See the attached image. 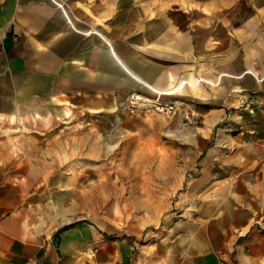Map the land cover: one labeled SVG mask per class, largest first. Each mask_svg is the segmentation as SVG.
I'll return each instance as SVG.
<instances>
[{"label":"crops","instance_id":"crops-1","mask_svg":"<svg viewBox=\"0 0 264 264\" xmlns=\"http://www.w3.org/2000/svg\"><path fill=\"white\" fill-rule=\"evenodd\" d=\"M125 137L164 147L177 165L150 185L182 204L153 227L109 198L77 220L91 144ZM263 164L264 0H0V264H264V221L229 202Z\"/></svg>","mask_w":264,"mask_h":264},{"label":"rangeland","instance_id":"rangeland-1","mask_svg":"<svg viewBox=\"0 0 264 264\" xmlns=\"http://www.w3.org/2000/svg\"><path fill=\"white\" fill-rule=\"evenodd\" d=\"M143 108H152V106H142ZM196 114L184 115V130L192 131L197 124ZM19 129V128H18ZM225 129V128H224ZM227 133L229 129L221 130ZM228 134V133H227ZM9 136V135H6ZM8 138V137H7ZM21 141L10 138L9 142ZM131 139L125 137L122 149L124 152L116 155L110 152L108 148L101 144L100 140L94 141L92 146V181L91 185L78 186L76 201V219L89 217L94 212L97 214L101 210V198L112 200L109 205H113L114 215L119 220L131 219L137 217L143 224H150L152 227L159 224L160 218L165 217L171 212L175 204L166 200H179L178 196L181 188L177 186L163 187L150 185V180L168 178L166 170H155V165L164 167L175 165L164 147L150 146L146 140H140L139 144L129 147ZM226 147L228 139L224 140ZM112 149V146H108ZM222 168L221 178H229L234 170L228 163V157L221 160ZM177 165V164H176ZM230 166V168H229ZM159 168V167H158ZM228 168V169H227ZM83 175V170H77V176ZM244 186L239 184L230 187L229 202L236 204L253 215V221H264V164L253 169L245 168L240 176ZM180 178V176H179ZM108 180V181H107ZM108 182V186H100L101 182ZM138 186H134V184ZM93 197V202L90 201ZM86 198L88 201H85ZM187 200V199H186ZM192 202L195 200L192 199ZM193 205V204H192ZM126 217V218H123Z\"/></svg>","mask_w":264,"mask_h":264},{"label":"built area","instance_id":"built-area-1","mask_svg":"<svg viewBox=\"0 0 264 264\" xmlns=\"http://www.w3.org/2000/svg\"><path fill=\"white\" fill-rule=\"evenodd\" d=\"M128 103L133 109H138L142 106L151 105L154 110L168 115L175 113L179 109V107L174 103H166L164 100H162L161 96L152 99V102L149 103L145 102L142 99H137L135 94H131L130 98L128 99Z\"/></svg>","mask_w":264,"mask_h":264},{"label":"bare ground","instance_id":"bare-ground-1","mask_svg":"<svg viewBox=\"0 0 264 264\" xmlns=\"http://www.w3.org/2000/svg\"><path fill=\"white\" fill-rule=\"evenodd\" d=\"M135 96H136L137 99H140V100L142 99V100H144L145 102H149V103L152 102V100H148L147 98L143 97L142 95L135 94ZM144 105H146V104H144Z\"/></svg>","mask_w":264,"mask_h":264}]
</instances>
